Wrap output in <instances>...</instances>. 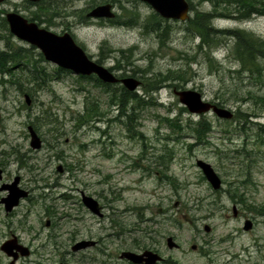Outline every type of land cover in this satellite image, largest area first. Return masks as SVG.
Masks as SVG:
<instances>
[{
	"label": "rangeland",
	"instance_id": "obj_1",
	"mask_svg": "<svg viewBox=\"0 0 264 264\" xmlns=\"http://www.w3.org/2000/svg\"><path fill=\"white\" fill-rule=\"evenodd\" d=\"M101 1L53 0L59 3L57 8L62 5L59 11L66 16L55 20L51 15L44 16L51 23L42 27L60 35L70 32L95 61L101 59L104 42L114 50L135 48L133 62H123L121 69H111L116 56L119 58L117 54L103 61L102 65L120 75L125 72L123 69L130 75L136 70V78L142 81L139 78L142 70L149 71V76L172 70L181 72L183 80L188 81L179 80L173 86L170 82L163 84L154 94L159 104L140 109L138 124L142 126L138 129L145 137L141 140L137 135L130 137L132 133L123 121H115L118 114L110 107L109 96L94 81L66 74L37 91L25 92L29 87L25 83L22 93L20 87L2 84L0 78V154L6 150L14 158L19 154L17 147L26 150L30 146L29 127H38V132L54 143L53 146L47 143L38 154L47 199L29 206L31 214L24 208L18 220L29 217L23 224L13 220L24 239L32 240L34 233H41L34 255L18 264H130L121 258L128 251L157 252L166 260L165 264H264V148L253 155L251 159L255 162L251 166L235 153L245 141L254 144L256 134L253 128L244 131L234 117L238 111L254 114L259 117L251 119L264 124V107L255 105L251 98L241 101L248 93L264 97V71L262 76L253 77L236 72L239 64L228 56L231 41L223 42L213 51L216 62L210 64L197 49L199 39L187 32V22L166 20L169 37L165 47H161L157 34L147 33L140 23L130 27L103 25L98 19L83 22ZM188 1L195 11L213 9L212 1ZM26 5V0H10L1 10L17 12L25 18H30L32 12L39 13L36 8L28 10ZM115 5L114 12L121 16V22L131 17L130 12L146 21L154 13L151 6L139 0H122ZM263 14L264 11L243 20L217 18L213 25L216 29H244L264 39ZM193 16L191 12L190 17ZM0 38L3 48L5 34ZM10 40L15 46L31 48L14 36ZM33 51L40 61L37 56L40 51ZM40 64L49 74L56 75V65L45 59ZM141 89L139 95L143 94ZM185 89L200 93L205 102L222 103L223 108L234 113L233 118L182 110L185 107L174 90ZM92 103L104 114L102 121L81 123L79 115L85 116L86 105ZM167 116H181L185 130L161 123ZM203 116L212 123L213 132L207 142H198L193 135L190 137L186 122ZM166 154L165 160L159 158ZM199 160L214 168L222 180L220 190H214L206 180L197 165ZM60 165L70 170L59 172ZM12 168L16 170L17 166ZM248 172L251 182L241 184ZM229 183L239 185L240 194L249 199L248 204L261 208L263 214L235 203L230 198ZM81 190L98 201L101 217L85 211L78 203L71 205L74 196L80 198ZM63 194L67 200L61 198ZM46 206L57 212L54 230L44 227L48 221L44 216ZM248 220L253 227L245 231ZM49 233L52 236L48 238ZM169 238L178 247L170 249ZM1 240L0 235V245ZM82 240L94 245L73 250ZM9 261L0 250V264Z\"/></svg>",
	"mask_w": 264,
	"mask_h": 264
},
{
	"label": "trees",
	"instance_id": "obj_2",
	"mask_svg": "<svg viewBox=\"0 0 264 264\" xmlns=\"http://www.w3.org/2000/svg\"><path fill=\"white\" fill-rule=\"evenodd\" d=\"M115 1V2H114ZM122 0H102L100 3L96 4H115ZM212 1L213 9L211 12H201L195 11L194 5L190 2L191 12H193V17L187 20V32L192 34L194 37L199 39V44L197 49L199 52L203 53L206 60L211 64L215 63L216 60L212 53L217 48L223 45V42L231 41L232 45L229 50L228 56L231 57L235 62L239 64V70L236 72L253 77L255 75L262 76L264 71V39L257 36L255 33L244 30V29H216L213 25L215 19H235L243 20L250 19L254 15H261L264 11V1L260 0H207ZM47 5L43 7L41 11V16L51 15L54 18L55 13H59L60 7L57 8L56 2L53 0H48ZM29 10L31 5L26 6ZM86 10L83 11V13ZM6 11L0 10V37H4L5 34V47H0V78L2 84L8 83L14 86L20 87L21 92L24 93L22 86L27 83L29 87L26 88L25 92L29 90L37 91V89L46 88L55 78H59L66 74H71L68 71L57 68L55 70L56 75L49 74L45 67L41 66L40 62L44 61V56L41 52H38L37 56L40 59L37 60L34 49L35 47L25 48L23 46H15L10 38L13 35L10 33L9 26L6 22V18L1 15H5ZM125 13H128L126 11ZM132 15L126 18L125 22L120 15L116 17L115 20H108L110 25H126V26H136L139 23L145 27L146 32H154L159 38L161 47H165L168 40V29L165 27L164 23L166 20L162 19L158 14L153 13L148 21L143 20L139 14L130 12ZM37 13L32 12L31 15L37 16ZM264 15V14H263ZM30 21H35L34 18H28ZM48 21V20H46ZM50 21H48L49 23ZM103 24L105 21H100ZM104 25V24H103ZM1 41V38H0ZM2 42V41H1ZM227 43V42H226ZM106 42L101 46V59L97 60V63L103 64L107 58H111L112 55L117 54L116 64L111 69H121L120 67L123 62L130 64L132 61L133 53L135 48H130L128 50H114L107 46ZM107 50V51H106ZM33 52V54H32ZM104 52H107L106 55ZM114 56V57H115ZM123 69V68H122ZM121 75L124 77L132 76L137 77L138 72L133 70L131 75L126 72ZM142 76V91L143 94L139 95L135 92H130L124 86L119 84H108L103 83L97 76L93 77H83L79 76L80 80L94 81L95 85L102 88L104 92L110 98L109 104L111 108H114L117 112L115 121H123L127 127L129 133H132L130 137H135L144 140V133L138 129L142 125L138 124L140 109H144L149 106H157L159 103L157 98H154L156 94L162 87L163 84L170 82L171 86L174 85L179 80L184 79V75L180 73H175L170 70L166 74H152L149 76L150 72L147 70L141 71ZM7 77L9 80L6 81ZM186 83L188 80H183ZM178 86V85H177ZM176 87V86H175ZM178 88V87H177ZM176 88V89H177ZM252 99L255 105H262L264 107V97L262 96H252L250 93L247 94V98H241L242 102H246L247 99ZM148 99V100H147ZM93 102V101H92ZM219 107H224L222 103H216ZM182 110L187 111L186 108ZM104 114L99 111L98 106L95 103L91 105H86V115H79V121L84 123L85 121H102ZM87 117V118H86ZM235 120L241 125H243V130L252 129L255 131L254 139L256 140L254 144L245 141V144L241 149H237V153L243 160H247L250 166L252 162H255L253 155L261 151L264 148V124L260 122H254L251 118H258L256 115L246 114L242 112L235 113ZM86 118V119H85ZM89 119V120H88ZM234 120V121H235ZM161 123L170 126L178 131L185 130L183 126V120L181 116H167L161 119ZM230 124V123H229ZM186 128L190 129L191 135L196 138L198 142H207L211 133L213 132V126L210 121H208L204 116L200 117L199 120H193L189 118L186 122ZM195 134V135H194ZM182 136V134H180ZM252 147H248V145ZM171 152H169L170 154ZM166 155H162L159 158L165 160ZM165 162V161H163ZM248 164V165H249ZM249 167V166H248ZM250 172L245 175V179L240 182L241 184H249L251 181L248 178ZM231 190L230 198L237 204L244 206L247 210H253L255 213L262 215L263 210L261 208H256V206L249 205V199L245 197V194H240V186L234 183H229ZM234 187V188H233Z\"/></svg>",
	"mask_w": 264,
	"mask_h": 264
},
{
	"label": "water",
	"instance_id": "obj_3",
	"mask_svg": "<svg viewBox=\"0 0 264 264\" xmlns=\"http://www.w3.org/2000/svg\"><path fill=\"white\" fill-rule=\"evenodd\" d=\"M32 3H40L44 0H29ZM147 3L152 9L158 13L163 19L176 20L186 22L190 18V3L188 0H140ZM4 0H0L2 4ZM88 18L92 19H112L115 17V12L112 4H103L94 7L88 14ZM6 21L9 25L10 32L18 40L36 47L44 56L46 61H49L57 67L70 71L76 76L89 77L97 76L103 83L115 84L122 83L130 92H138L141 87V81L135 77H126L119 79L113 72L102 64L91 59L86 51L75 41L70 33L63 35L56 34L50 30L40 27L36 22H30L27 18L17 12L10 11L6 14ZM178 96L180 103L188 109L191 114L204 115L214 113L218 117L230 120L233 118L231 110L219 107L210 102H204L200 93L193 90H180L174 92ZM27 104H30L29 96H26ZM31 134V146L34 148L40 147V139L34 128H28ZM198 167L202 170L206 180L212 185L214 190L222 188V180L214 170V168L204 161L197 162ZM19 197L11 196V201L8 209H12ZM84 204L96 215L102 216L101 208L97 200L93 197H84ZM235 216L237 215L234 208ZM253 222L246 221L244 226L245 231L251 230ZM209 232V227H206ZM94 245L91 242L79 243L73 248L77 251ZM170 249L178 247L173 242L172 238L168 239ZM1 250L12 257L9 264H15L19 258L28 256L27 248L16 247L15 241L7 242ZM122 259L130 261L132 264H157L162 261V257L152 251H145L142 254L135 252H124L121 254Z\"/></svg>",
	"mask_w": 264,
	"mask_h": 264
},
{
	"label": "flooded vegetation",
	"instance_id": "obj_4",
	"mask_svg": "<svg viewBox=\"0 0 264 264\" xmlns=\"http://www.w3.org/2000/svg\"><path fill=\"white\" fill-rule=\"evenodd\" d=\"M47 1L48 0H44L40 3H32L31 1L26 0V2H27L26 6L31 5L32 9L36 8L37 10H39V13L36 14L37 16L31 15L30 18H34L35 21L29 20L30 22H36L40 27H42L43 24L51 23V22L48 23V21H46V20H48V18H45L44 15L43 16L40 15L41 11L43 10V7L47 5L46 4ZM9 2H10V0H4V2L2 4H0V10H1L2 5L8 4ZM115 4H113V9H115V7H116ZM56 5H59V3L56 2ZM1 11L5 12V10H1ZM45 16H47V15H45ZM63 16H66L65 13H62V11H59V13L58 12L55 13L54 20L59 19L60 17H63ZM115 18H113V19H101V20L99 19L97 21L98 22L105 21V24L110 25V23H108V20H115ZM90 20H93V19L88 18L86 15V18L83 19V22L88 23ZM42 28H44V27H42ZM65 33H70V32L66 31L63 34H65ZM63 34H61V35H63ZM73 38H74V36H73ZM113 73H115V75L120 79L124 78V76H121L119 73H117V71H115ZM117 84L121 85V83H117ZM174 92H175V90H174ZM37 129H38V127L34 128V130L37 132V135L41 141L40 147L34 148L31 146V134L28 133L27 138L29 139V145L30 146L27 147L26 150H24L20 147H17L16 151H18L19 154H17V155L15 154L14 158L9 156V155H11L12 152L10 153L6 150L2 151V153L0 154V232H2V233H0V235L2 236L0 250L3 247V245H5L7 242L15 241L16 247L27 248L28 252H29V255L25 256V257H22L21 254H19V258L15 264H18V262L24 261L26 258L34 255V246L36 243L38 244V242L40 240L41 233L40 232L34 233L35 236H33L31 238L32 240H30V238L24 239L20 235L21 233L19 232L18 226H16L14 224L15 222L13 220L16 219V222L23 224L24 222L27 221V219L29 217V215H27L26 219L18 220L20 217V214L22 212H24V208L26 209L28 214H31L29 206L36 205L38 203V200H40V199H43V200L47 199V197H46L47 195L45 194L46 185H45L44 177L43 178L41 177V175H42V173L40 172L41 167H40V164L38 162L40 159V156H38V154L42 150L45 149V145L47 143L49 146H53L54 143L51 140H47L43 134H40V132H38L39 130H37ZM14 165L17 166L16 170H14L12 168ZM23 170H25V172H23ZM57 170L59 172L65 173V172H68V170H70V169L66 165L65 166L60 165V166H58ZM36 193H37V195H36ZM11 196H16L19 198L17 200V204L10 210V209H8V207H9L10 202H12ZM84 197H92V196H90L89 194H87L81 190L80 191V198L77 199L76 196H74L72 199L71 205H73V203L77 205V203H78V204H80L81 207H83V209L85 211L92 212L84 204V201H83ZM61 198L62 199L65 198V200L68 199L66 194H63ZM44 213H45L44 216L48 218V221L44 222V227H47L51 230H54L55 225H56V221L54 219L56 218L57 212L55 211V209L53 207L46 206ZM40 217H41V215H40ZM24 218H25V216H24ZM50 235L52 236V234L49 233L48 238ZM82 241L83 242H91L89 240H82ZM82 241H80V242L83 243ZM78 244H79V242L76 243L73 246V248L75 246H77ZM155 253H157V252H155ZM139 254H142V252ZM5 255L10 260L9 261V263H10L13 258L7 256V254H5ZM124 260H126V259H124ZM126 261H128V260H126ZM162 261L163 262L157 263V264H165L166 263L165 259ZM128 262L130 264H132L130 261H128Z\"/></svg>",
	"mask_w": 264,
	"mask_h": 264
},
{
	"label": "bare ground",
	"instance_id": "obj_5",
	"mask_svg": "<svg viewBox=\"0 0 264 264\" xmlns=\"http://www.w3.org/2000/svg\"><path fill=\"white\" fill-rule=\"evenodd\" d=\"M34 5H35V4H34ZM190 16H191V15H190ZM115 17H117V14H116V13H115ZM115 17H114V18H115ZM190 18H191V17H190ZM91 19H92V18H91ZM112 19H113V18H112ZM6 22H7V21H6ZM7 24H8V23H7ZM109 70H110V69H109ZM110 71H111V70H110ZM111 72H112V71H111ZM114 74H115V73H114ZM124 78H125V77H124ZM135 78H136V77H135ZM119 79H120V78H119ZM137 79H138V78H137ZM140 81H141V80H140ZM141 87H142V81H141ZM141 87H140V88H141ZM140 88H139V89H140ZM201 96H202V95H201ZM202 99H203V97H202ZM203 101H204V100H203ZM204 102H205V101H204ZM232 113H233V112H232ZM233 114H234V113H233ZM30 128H32V127H30Z\"/></svg>",
	"mask_w": 264,
	"mask_h": 264
}]
</instances>
